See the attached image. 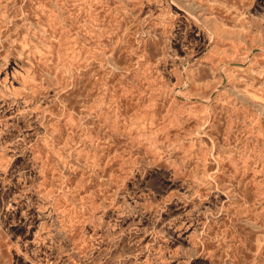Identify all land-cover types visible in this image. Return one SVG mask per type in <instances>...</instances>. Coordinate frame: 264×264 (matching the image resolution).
<instances>
[{
    "label": "rangeland",
    "instance_id": "rangeland-1",
    "mask_svg": "<svg viewBox=\"0 0 264 264\" xmlns=\"http://www.w3.org/2000/svg\"><path fill=\"white\" fill-rule=\"evenodd\" d=\"M0 264H264V0H0Z\"/></svg>",
    "mask_w": 264,
    "mask_h": 264
}]
</instances>
